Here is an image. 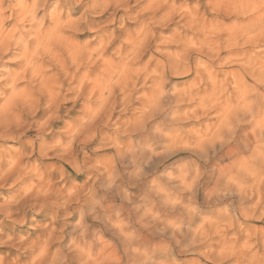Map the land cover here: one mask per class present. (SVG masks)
I'll return each instance as SVG.
<instances>
[{
  "label": "clouds",
  "instance_id": "obj_1",
  "mask_svg": "<svg viewBox=\"0 0 264 264\" xmlns=\"http://www.w3.org/2000/svg\"><path fill=\"white\" fill-rule=\"evenodd\" d=\"M0 264H264V0H0Z\"/></svg>",
  "mask_w": 264,
  "mask_h": 264
}]
</instances>
